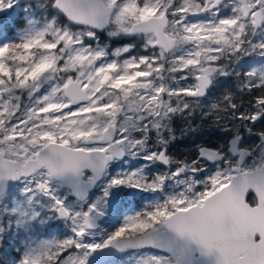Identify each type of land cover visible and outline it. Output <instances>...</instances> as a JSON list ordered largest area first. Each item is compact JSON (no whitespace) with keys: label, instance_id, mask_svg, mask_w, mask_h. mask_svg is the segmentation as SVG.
I'll use <instances>...</instances> for the list:
<instances>
[{"label":"snow or ice","instance_id":"snow-or-ice-1","mask_svg":"<svg viewBox=\"0 0 264 264\" xmlns=\"http://www.w3.org/2000/svg\"><path fill=\"white\" fill-rule=\"evenodd\" d=\"M262 122L264 0H0V264H264Z\"/></svg>","mask_w":264,"mask_h":264},{"label":"flooded vegetation","instance_id":"flooded-vegetation-1","mask_svg":"<svg viewBox=\"0 0 264 264\" xmlns=\"http://www.w3.org/2000/svg\"><path fill=\"white\" fill-rule=\"evenodd\" d=\"M227 86L229 88H231V90L234 93L238 92L237 89V85H236V81L235 78H232L231 80L227 81ZM221 91H224V89H220L216 95H219ZM245 94L239 93L237 95V102L241 103V102H248L246 97H243ZM199 119V118H197ZM195 124H200V120H196ZM179 121L177 122V136L178 139L173 142V144L170 146V154L175 156L176 159H180L183 160L185 158H188L189 160L193 158L194 152H195V144L190 140V138L192 136H185V137H180V132H179V128L178 127ZM262 126H264L262 124ZM217 128L215 125L212 124V121L209 120L207 122V124L203 125V127L200 129V131L198 132L197 136H198V143H205L207 141V144L209 145L210 142L213 141V139L210 140V137H208V134L206 133V130H208V128ZM256 131H258V129H255ZM241 134L244 137V139L246 138L245 132L244 130H241ZM230 139V137L228 138Z\"/></svg>","mask_w":264,"mask_h":264},{"label":"rangeland","instance_id":"rangeland-1","mask_svg":"<svg viewBox=\"0 0 264 264\" xmlns=\"http://www.w3.org/2000/svg\"><path fill=\"white\" fill-rule=\"evenodd\" d=\"M197 116H199V112L197 113ZM197 118H199V119H197ZM197 118L195 119V121L196 120H200V116L197 117ZM262 124L264 125V122L258 123L256 125V129L259 130L261 127H264V126H262ZM178 127H180V125ZM244 132H245V135H246V138H245L246 144H252V143H254V140L248 139V135L249 134L246 131H244ZM206 133L208 134V137H210V140L213 139V141L209 143V146L223 144L225 142V140L229 138V137H224L223 134L220 132V129L219 128H212V127H210V128H208V130H206ZM197 134L195 136H192L190 138V140L192 142L195 141V143H198V136H197ZM205 143H207V141Z\"/></svg>","mask_w":264,"mask_h":264},{"label":"trees","instance_id":"trees-1","mask_svg":"<svg viewBox=\"0 0 264 264\" xmlns=\"http://www.w3.org/2000/svg\"><path fill=\"white\" fill-rule=\"evenodd\" d=\"M242 94H245L243 97H246L247 98V100L249 101V99H250V96L245 92V93H242ZM242 104H244L245 105V107L247 106V103L248 102H241ZM243 110V109H242ZM197 117H199V116H197ZM196 117V118H197Z\"/></svg>","mask_w":264,"mask_h":264}]
</instances>
